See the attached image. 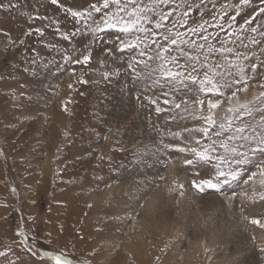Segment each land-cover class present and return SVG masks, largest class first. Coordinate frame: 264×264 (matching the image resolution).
Returning a JSON list of instances; mask_svg holds the SVG:
<instances>
[{
  "label": "rangeland",
  "instance_id": "obj_1",
  "mask_svg": "<svg viewBox=\"0 0 264 264\" xmlns=\"http://www.w3.org/2000/svg\"><path fill=\"white\" fill-rule=\"evenodd\" d=\"M135 2L156 44L107 28L111 0L107 9L103 0H0V264H55L49 252L73 264H264V151L236 132L264 131V0ZM177 32L204 47L161 38ZM118 35L146 41L151 68L160 61L147 57L169 46L163 55L195 63L197 81L148 79L139 50H121ZM204 71L230 86L200 90ZM218 157L239 175L201 191Z\"/></svg>",
  "mask_w": 264,
  "mask_h": 264
},
{
  "label": "snow or ice",
  "instance_id": "obj_2",
  "mask_svg": "<svg viewBox=\"0 0 264 264\" xmlns=\"http://www.w3.org/2000/svg\"><path fill=\"white\" fill-rule=\"evenodd\" d=\"M111 2L116 4L117 12H116V14H113V17L111 19L103 21V23L106 25L107 28H109V29L119 28V32L123 33V34H129V33H133V32L143 33L145 35V37L152 36L153 37L152 43L156 44L155 37H157L159 35V33L150 32L147 27L143 26L144 20H148L149 23H151V20L148 19V13L145 12L144 9L140 5L136 4L135 0H127V4L125 7H121L122 0H111ZM158 2H159V4H168L169 0H158ZM240 2H241V4H246L248 2V0H240ZM52 3L56 4V3H58V0H52ZM109 3H110V0H103V7L105 9H107L109 7ZM127 5L131 6V11H129ZM0 6H2V5H0ZM93 8L96 12L101 11V8L97 7L95 5L93 6ZM153 10H150V11H153ZM69 11L71 12V10H69ZM262 12H264V9H262ZM120 13H127V19H125L123 16H120L119 15ZM71 15L73 17H80V16H83L84 13H82V12H71ZM158 15H159V18L156 19V21H155V28L161 29L163 27L162 21L168 20V18L172 15V11H169L167 14L162 12ZM185 15H186V13H185ZM36 31L40 32V29H37ZM190 31H192L193 33H196L195 28L190 29ZM252 31H256V29L253 28ZM201 37L204 40L208 39V37L203 36V29H201ZM161 38L163 40H165L169 46H175L177 44V41L180 40L181 44L192 43L193 47H199V48L204 47L203 44L197 45L194 41L181 40V33H179V32H177L175 34V38L169 37V36H162ZM117 40H119V42H120L121 50H123L125 48L132 49V50H139L140 59L135 60V63L137 65L143 64L144 68L148 69V71L145 72V74H144L148 79H153L154 77L159 76L161 79H164L165 81H169V80L175 81V80H178L181 78L189 79L194 83L197 81V75L193 74V73L198 72V69H197L195 63L190 66V70H189L188 65H180L175 57H172L171 61H169L168 58L163 55V53L169 52V46L157 45V49H158L157 55L147 57L148 60H159L160 61L157 68H151L149 63L143 59L147 54L148 45H147L146 41L141 40V39H139V37H137L135 43L127 42V41L121 40L119 35L117 36ZM141 44H144L143 49H141V47H140ZM215 51H216V49H209L208 52L205 54L206 57L210 56ZM225 51L231 52V49H223V47H221V49H220L221 55H223ZM181 54L183 55V52ZM83 59L85 62H87L90 59V57L84 56ZM189 59L194 60L197 63H200V70H203L207 64V59L203 63H201L199 60V56H189ZM225 59H227V58L225 57ZM228 63L231 64V61H228ZM169 64L174 65L176 70H173V67H171V66H167ZM128 67L139 78L140 73L136 72V68L133 67V62L131 60L128 64ZM214 67L220 68L221 65L215 64ZM256 67H257L256 65H252V68H256ZM186 72H187V76H185ZM217 75L222 76L223 73L222 72L217 73V72L204 71L203 79H201L199 81L200 90H203L206 92H213V91H218L219 87H221V86H223V87H229L230 86L227 81H225L223 85H220L219 82L215 79V77ZM210 76H211V78H210ZM107 77H108V74H105V78H107ZM233 95H235V93H233ZM151 102L153 104L156 103L154 100ZM218 104H219V100H217L215 103H213L212 100L208 101L209 109L216 108ZM176 107L179 108L180 105L177 104ZM157 111H159V109H157ZM240 115H244V113L241 112ZM248 115H251V113H248ZM207 123H208V125L211 126V125H215L216 122H215V120H213L212 116L210 115L207 118ZM230 124H231V122L229 121V126H230ZM261 124L264 125V114H261ZM220 127L223 128L224 125L221 124ZM246 130H247V125L238 127L236 129V132L238 134V138L241 140L254 142L255 147L250 148L249 149L250 151H255V150L264 151V131H259L257 129H253L249 135H244ZM201 131L205 134V136L208 135V131H209L208 128H203V129H201ZM236 138H237L236 136L231 137V139H236ZM224 147L227 148V145H224ZM182 151H183V149H182ZM192 151L200 159H203V160L209 159V156L204 151H197L196 149H192ZM232 151L235 152L236 149L233 148ZM218 159L221 160V165L217 166L216 171H215V176L213 178L204 179L200 182V185H196L197 187L200 188L201 191H203V187H202L203 185H206L209 188L219 189L221 184L228 183L230 177L234 179L237 175H239V173L236 172L235 169H232L230 165L227 169H225L223 167V164L227 162L226 158L218 157ZM233 159H235V158H233ZM241 162H242L241 160L235 159L236 164H240ZM185 163L191 164V163H193V161L192 160H186ZM213 180H215V182H213ZM262 198H264V197H262ZM252 223L258 224L259 221L258 220H252ZM261 227H264V225H261ZM27 251L30 252L32 255L36 254V253L32 252V249L30 247L27 248ZM262 251H264V250H262ZM4 254L5 253L0 252V256H3ZM47 255L50 258H53L55 260V264H73V261L68 260L67 258L63 257L62 255L54 254L51 252L47 253Z\"/></svg>",
  "mask_w": 264,
  "mask_h": 264
},
{
  "label": "bare ground",
  "instance_id": "obj_3",
  "mask_svg": "<svg viewBox=\"0 0 264 264\" xmlns=\"http://www.w3.org/2000/svg\"><path fill=\"white\" fill-rule=\"evenodd\" d=\"M242 95H243V94H242ZM242 95H241V96H242Z\"/></svg>",
  "mask_w": 264,
  "mask_h": 264
}]
</instances>
